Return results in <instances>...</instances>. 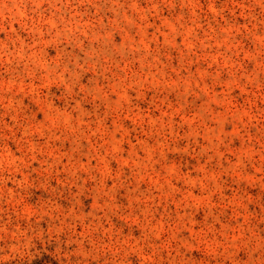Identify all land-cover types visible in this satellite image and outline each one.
Masks as SVG:
<instances>
[{
    "label": "rangeland",
    "instance_id": "obj_1",
    "mask_svg": "<svg viewBox=\"0 0 264 264\" xmlns=\"http://www.w3.org/2000/svg\"><path fill=\"white\" fill-rule=\"evenodd\" d=\"M0 264H264V0H0Z\"/></svg>",
    "mask_w": 264,
    "mask_h": 264
}]
</instances>
